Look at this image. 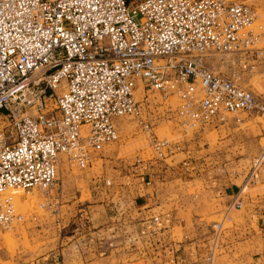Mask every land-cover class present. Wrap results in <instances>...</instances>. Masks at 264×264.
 Here are the masks:
<instances>
[{
	"label": "built area",
	"instance_id": "2783aa9c",
	"mask_svg": "<svg viewBox=\"0 0 264 264\" xmlns=\"http://www.w3.org/2000/svg\"><path fill=\"white\" fill-rule=\"evenodd\" d=\"M255 18L225 0H0V233L22 221L8 191H49L63 159L84 169L116 141L115 119L133 117L154 152L176 153L140 117L137 81L176 97L183 134L240 111L264 123V100L207 65L264 59ZM251 162L264 164V148Z\"/></svg>",
	"mask_w": 264,
	"mask_h": 264
},
{
	"label": "crops",
	"instance_id": "0c3cea01",
	"mask_svg": "<svg viewBox=\"0 0 264 264\" xmlns=\"http://www.w3.org/2000/svg\"><path fill=\"white\" fill-rule=\"evenodd\" d=\"M232 60L229 72L216 60L208 66L264 100V59ZM256 117L240 111L201 131L216 135L218 151L230 139L222 151L237 155L223 162L163 154L126 162L110 146L93 152L82 169L83 199L69 204L72 232L41 263L264 264V164L252 169L248 156L264 148V130L248 132Z\"/></svg>",
	"mask_w": 264,
	"mask_h": 264
},
{
	"label": "rangeland",
	"instance_id": "374dc122",
	"mask_svg": "<svg viewBox=\"0 0 264 264\" xmlns=\"http://www.w3.org/2000/svg\"><path fill=\"white\" fill-rule=\"evenodd\" d=\"M225 1H237L249 5L256 14L254 23L261 25V31L264 34V0ZM215 60L214 66L217 69L219 67L223 71H230V62H224L218 57L208 58L207 65ZM60 89L55 92L58 93ZM134 96L140 104V117L148 122L150 133L155 134L158 139L169 140L179 147L176 153L171 154L174 155L171 159H183L190 155L194 158L196 156L200 159L204 158L207 163H211L223 162L237 155V153H227L225 149L222 151V147L228 145L230 139L227 142H221V151H218L215 147L217 137L213 133L204 134L202 130L191 133L188 130L183 134L174 119L173 110L177 103L175 96L171 95L162 100L158 93L145 91L139 85V81H137ZM53 106V100L50 98L47 101V107L52 108ZM116 120L119 124L118 139L104 144L103 149L110 146L114 152H117V156L126 159V162L136 158L149 159L152 155L168 156L164 154L165 152L156 153L152 150L148 143L147 133L141 129L133 117H120ZM253 121V128L248 132L252 133V136H257L259 135L258 130H264V125L257 117ZM197 134L198 139L195 137ZM226 134L230 138V133ZM227 135L223 133V140L228 137ZM206 143H209L207 148L198 151L200 147H206ZM262 143L264 144V139L261 140ZM258 152H251L248 156L252 159ZM82 172V169H78L74 164L63 159L57 168L55 183L49 191L26 193L21 190H12L15 192L11 193L14 196V208L22 215V221L10 231L0 233V264H48L45 261L41 263L39 258L56 248L60 238L66 239L72 232L69 204L74 201L75 195H79L80 200L83 199Z\"/></svg>",
	"mask_w": 264,
	"mask_h": 264
},
{
	"label": "bare ground",
	"instance_id": "6f19581e",
	"mask_svg": "<svg viewBox=\"0 0 264 264\" xmlns=\"http://www.w3.org/2000/svg\"><path fill=\"white\" fill-rule=\"evenodd\" d=\"M8 193L12 196V200H14V196L11 193H15L14 191H8Z\"/></svg>",
	"mask_w": 264,
	"mask_h": 264
}]
</instances>
